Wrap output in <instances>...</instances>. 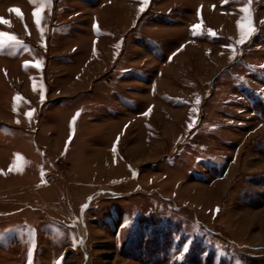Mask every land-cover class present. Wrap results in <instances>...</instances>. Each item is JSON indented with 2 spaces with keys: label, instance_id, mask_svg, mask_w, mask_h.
I'll return each instance as SVG.
<instances>
[{
  "label": "rangeland",
  "instance_id": "obj_1",
  "mask_svg": "<svg viewBox=\"0 0 264 264\" xmlns=\"http://www.w3.org/2000/svg\"><path fill=\"white\" fill-rule=\"evenodd\" d=\"M0 19V264H264V0Z\"/></svg>",
  "mask_w": 264,
  "mask_h": 264
},
{
  "label": "snow or ice",
  "instance_id": "obj_2",
  "mask_svg": "<svg viewBox=\"0 0 264 264\" xmlns=\"http://www.w3.org/2000/svg\"><path fill=\"white\" fill-rule=\"evenodd\" d=\"M142 2H143V4L146 5L148 3V0H142ZM33 3H35V0H33ZM10 11L16 12L17 15L20 14V10L19 9H12ZM42 11H43V9L40 8V9H37L36 11H34V13H33V15L35 17V22H36V24H37L38 27L40 26V23H41V12ZM141 11H143V8H141ZM243 11L245 13H249L250 10L248 8H245V9H243ZM0 23L7 24L8 21L3 20V19H0ZM240 27L241 28H244L245 26L244 25H240ZM194 28H199V25L194 26ZM253 31H254V28L251 27V24L249 22V25L247 26L246 30L241 35V39H240L239 43H244L245 42V39L248 36H250ZM41 33H43V30L42 29H41ZM9 41H16V37L15 36H10V35H8V33H0V46H2L3 44H5V43H7ZM36 66L37 67H40L41 66L40 62H38ZM197 103H199V101H197ZM30 115L31 114L29 113V116ZM113 151L114 152L116 151L115 147L113 148Z\"/></svg>",
  "mask_w": 264,
  "mask_h": 264
},
{
  "label": "built area",
  "instance_id": "obj_3",
  "mask_svg": "<svg viewBox=\"0 0 264 264\" xmlns=\"http://www.w3.org/2000/svg\"><path fill=\"white\" fill-rule=\"evenodd\" d=\"M60 162L59 161H51V163H47L44 166V177L45 180L49 181V182H54L56 180H58L61 177V169L59 168Z\"/></svg>",
  "mask_w": 264,
  "mask_h": 264
},
{
  "label": "crops",
  "instance_id": "obj_4",
  "mask_svg": "<svg viewBox=\"0 0 264 264\" xmlns=\"http://www.w3.org/2000/svg\"><path fill=\"white\" fill-rule=\"evenodd\" d=\"M72 99L74 100V104H75V105H77V104L80 105L81 103H83V99H82V98H81V99L72 98ZM72 111H73V110H71V109L69 110V112H72ZM74 111H75V110H74ZM74 111H73V112H74ZM86 115L88 116L89 114H86ZM51 144H52V147H54V142H53V140L51 141ZM71 148H72V145H68V149H71ZM59 150H60V153H61V152H62L63 154L66 153L65 150H64L63 148H61V147H60ZM66 154H67L66 156L70 155V154H68V153H66Z\"/></svg>",
  "mask_w": 264,
  "mask_h": 264
},
{
  "label": "bare ground",
  "instance_id": "obj_5",
  "mask_svg": "<svg viewBox=\"0 0 264 264\" xmlns=\"http://www.w3.org/2000/svg\"><path fill=\"white\" fill-rule=\"evenodd\" d=\"M147 152V151H146ZM142 155V154H141ZM144 156V155H143ZM144 158V157H143Z\"/></svg>",
  "mask_w": 264,
  "mask_h": 264
}]
</instances>
